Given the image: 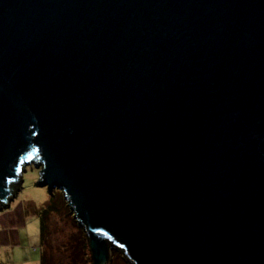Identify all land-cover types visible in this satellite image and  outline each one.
<instances>
[{"label":"water","instance_id":"water-1","mask_svg":"<svg viewBox=\"0 0 264 264\" xmlns=\"http://www.w3.org/2000/svg\"><path fill=\"white\" fill-rule=\"evenodd\" d=\"M28 165L94 264H264V0H0V210Z\"/></svg>","mask_w":264,"mask_h":264},{"label":"rangeland","instance_id":"rangeland-1","mask_svg":"<svg viewBox=\"0 0 264 264\" xmlns=\"http://www.w3.org/2000/svg\"><path fill=\"white\" fill-rule=\"evenodd\" d=\"M38 178L39 169L31 165L26 166L20 177L23 187L13 197L15 201L24 203L30 211L31 221L24 232L31 236L33 242L37 241L35 248H39L40 254L43 247L41 224L45 221L47 231L43 249L47 257L52 260V264H83L87 254L83 248V236L80 231L82 227L78 221L73 219L72 210L67 205L68 201L65 204L64 200L59 198L60 195L65 198L64 193L55 189L54 191L61 193L57 196L59 199L55 197L53 203L50 201L52 193L49 192L48 188L36 184ZM54 204L57 205V208H54ZM89 251L91 252L90 249ZM111 264L130 263L119 248L113 247Z\"/></svg>","mask_w":264,"mask_h":264},{"label":"crops","instance_id":"crops-1","mask_svg":"<svg viewBox=\"0 0 264 264\" xmlns=\"http://www.w3.org/2000/svg\"><path fill=\"white\" fill-rule=\"evenodd\" d=\"M30 211L21 201L13 199L0 210V264H41L37 241L24 232L31 221Z\"/></svg>","mask_w":264,"mask_h":264},{"label":"trees","instance_id":"trees-1","mask_svg":"<svg viewBox=\"0 0 264 264\" xmlns=\"http://www.w3.org/2000/svg\"><path fill=\"white\" fill-rule=\"evenodd\" d=\"M20 187H21V179H20L19 187L17 188V191L19 190ZM60 193H61L60 191H57V192L56 191H53L52 198H51L50 201H52L54 203L55 197L58 198L57 196L60 195ZM60 196H59V198L63 199L64 200V203L67 204L66 203L67 200H65L64 197H62V196L60 197ZM58 199H56V200H58ZM56 206L54 204V208ZM41 225H42V227H41V237H42V243H43V247H44L45 236H46V231H47L46 230L47 229V224L45 223V221H43ZM80 231H81V234L83 236V248L85 249V253L87 254V258L84 259L85 262H83V264H94V260H93V257H92V253L89 251L90 247H89L88 236H87L86 232L84 231V229L81 228ZM112 252H113V248H112V250H110V253H109V262H108V264H111V261H112ZM41 264H52V260L50 259V257H47V255L45 254L44 249L42 251Z\"/></svg>","mask_w":264,"mask_h":264}]
</instances>
